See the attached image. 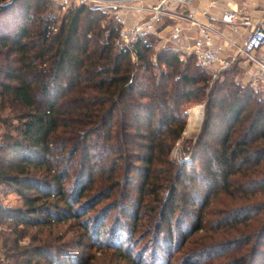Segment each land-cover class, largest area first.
Masks as SVG:
<instances>
[{"label":"trees","instance_id":"16d2710c","mask_svg":"<svg viewBox=\"0 0 264 264\" xmlns=\"http://www.w3.org/2000/svg\"><path fill=\"white\" fill-rule=\"evenodd\" d=\"M50 1L0 0V184L20 198L19 207L0 204V223L13 264H88L84 239L109 264H146L151 246L138 245L149 235L147 264H171L194 236L185 262L264 264V201L207 226L221 212L207 210L211 199L264 194L259 91L230 77L208 88L193 55L169 47L150 56L152 35L132 60L114 47L103 13L71 5L58 19L47 13ZM205 99L194 156L175 162L185 104ZM68 222L77 226L74 245L63 239L74 231L50 230ZM226 224L243 232L221 242Z\"/></svg>","mask_w":264,"mask_h":264},{"label":"built area","instance_id":"2783aa9c","mask_svg":"<svg viewBox=\"0 0 264 264\" xmlns=\"http://www.w3.org/2000/svg\"><path fill=\"white\" fill-rule=\"evenodd\" d=\"M51 1L63 10L71 5H84L103 13L116 29L114 47L129 52L132 60H136L139 41L151 35L161 40L159 30L166 29L167 40L174 44L173 48L181 53L182 58L193 55L196 65L211 72L226 70L233 65L239 68L242 59L250 67L246 72L249 86L264 90V19L254 21L244 10L214 11L213 1L200 6L197 0ZM132 12L136 18L128 21ZM218 23L228 26L230 34L239 33L237 40L227 38L226 44L215 43V35L225 38ZM191 33L196 34L198 43L190 44ZM1 247L0 244V264H8Z\"/></svg>","mask_w":264,"mask_h":264},{"label":"rangeland","instance_id":"374dc122","mask_svg":"<svg viewBox=\"0 0 264 264\" xmlns=\"http://www.w3.org/2000/svg\"><path fill=\"white\" fill-rule=\"evenodd\" d=\"M49 12L48 15L52 16V17H56L58 19H60L62 17V15H64L66 13V10L61 9L60 6L57 5L56 2L54 1H50V5H49ZM110 20H108L106 18V22L108 23ZM161 40H157V42H155V45L150 49V53H154L153 55L150 54V56H154L155 53L160 49V48H173V46H171L170 44L167 45H162ZM181 55V53H180ZM187 56H184L182 59H185ZM153 59H155V57H153ZM1 61V60H0ZM136 66V65H135ZM139 69V68H138ZM137 69V71H139ZM205 72L206 75H204V79L207 80L206 84L208 85V88L211 87V85L214 83V81L216 79L219 78L218 81H222L224 79H230L233 78V80L240 84L241 86L245 87V85H249L247 82L246 77L243 78L241 72H237L236 74H226V75H222L221 72L223 71H206L203 70ZM214 73V75L212 74ZM230 77V78H229ZM259 91L258 93L260 94V97L264 98V91L262 90H257ZM205 102L206 99L203 101H199V102H188L185 104V113H186V126L184 131L181 134L180 139L175 143L172 152H171V159L174 160L175 162H180L182 160H188L190 157L194 156V150H193V145L196 141V138L198 137L199 133H200V129H201V125L204 119V113H205ZM193 108H198L200 113H201V119L198 123V126H194L193 129L190 128L189 125H191V117H192V109ZM193 125V124H192ZM191 129V130H190ZM71 180V178L68 180V182ZM70 183V182H69ZM134 193V192H132ZM135 194V193H134ZM165 194V192H163V195ZM110 200H104L105 202H109ZM184 201V200H183ZM261 201H264V194L260 193L257 194L254 197H251V199L247 200V199H243V198H235V197H231V196H227L224 194H221L219 196H217V198H213L211 199V202L208 205L207 210L211 209V210H218L220 209L221 212H218V214H212L208 216V219H210L209 221H211V224L208 223L207 226H212L214 228H216V224L215 221L217 219H221L222 217L226 216L227 217V213L234 210L235 208L239 207L240 205H247V204H256V203H260ZM179 203H182V200L179 201ZM0 204H2L5 207H19L20 206V198L19 196L14 193L12 190H10L8 187H5L3 185H0ZM102 206L103 204H99V206ZM98 206V207H99ZM100 206V207H101ZM96 208L95 210L99 209ZM230 209V210H229ZM116 212V210L112 211L110 214H114ZM178 212L180 213L181 211L178 210ZM182 214V212H181ZM111 215V216H112ZM240 216V214H238ZM176 216V214H175ZM261 217V216H258ZM263 217V216H262ZM112 218V217H111ZM111 218L107 219V223L106 226L110 227V223L112 222L110 221ZM230 220V219H229ZM228 220V221H229ZM68 223H73V224H68ZM66 224H58L55 225L53 228H51V233L52 235H61L63 232L67 231V229L74 231V233L72 232H68V234L66 236L63 237L65 242H68V244L70 243V239L73 236H76L78 233L76 232V228L77 226L74 224V222H68ZM233 224V223H232ZM222 225V224H219ZM227 227L229 228V233L226 235V237L223 236L222 241H227L230 238L229 237H236L239 236V233L243 232V225H238V226H233L230 224H226ZM1 230H0V244L2 246V242H1V232L5 229L6 230V226L4 224H1ZM234 227H238V228H234ZM103 228V229H105ZM50 230H47L45 233L40 234V236L42 237H46V233L48 234V232ZM199 233H205L204 231H201ZM218 233H221V231H219ZM217 234V233H215ZM241 235V234H240ZM137 236H135L134 238H136ZM195 236L193 238H191L189 241L187 240V242L184 244L183 248H181V250L178 253H174V255L178 258L173 260L174 262H177V264H200L202 258L198 257V256H191L189 258L190 262H185L184 260L186 259L187 255L190 254L192 251L190 249H192L193 247H195L194 245H197L198 241L197 239H194ZM84 243L86 244V253L87 255H89L90 257H88V264L90 263H94V264H109V256L104 257L100 251H95V248H93V243L91 240L88 239V241L86 242V240L84 239ZM103 241V240H101ZM20 243L22 245L28 243V237H23L20 241ZM146 243H148V245H150L151 247L148 248V250H146V252L144 253V262L147 264L149 261V258L151 254H153V250L152 249V238L151 236H147L146 238H144L143 240L140 241L139 245H138V249L142 246V245H146ZM56 244V243H54ZM74 245V244H71ZM1 248H3L4 250V257L7 260L8 264H13L11 258H9L6 254V251L4 249V247L2 246ZM247 250L251 248V246L248 244V246H246ZM175 249V246L172 248ZM194 254V253H193ZM95 257V258H93ZM96 257H99L98 259H96ZM174 262H172L171 264H174ZM212 260H208L206 259L202 264H212L211 263ZM111 263H116V260H114V258L111 260ZM163 262H158V264H162Z\"/></svg>","mask_w":264,"mask_h":264},{"label":"crops","instance_id":"0c3cea01","mask_svg":"<svg viewBox=\"0 0 264 264\" xmlns=\"http://www.w3.org/2000/svg\"><path fill=\"white\" fill-rule=\"evenodd\" d=\"M206 1H213L214 2V11L217 10H223V9H237V10H244L246 14L250 16V18L254 21H261L264 19V0H197V3L202 6ZM135 14L132 12L128 16V21H134ZM221 33L225 36V38L220 37V35L214 36V42L215 43H227V38L232 40H237L238 34H230V29L228 26L223 25L222 23L217 24ZM160 28V27H159ZM159 35L161 36V44L167 45L170 44L171 46H174L173 43L167 40L168 32L166 29H160ZM190 44H196L199 42L198 38L196 37V34L191 33L190 34ZM184 42V41H182ZM239 70L243 76V78L246 77V72L250 71V67L246 64V62L240 61ZM247 79V77H246ZM264 91V90H263Z\"/></svg>","mask_w":264,"mask_h":264},{"label":"bare ground","instance_id":"6f19581e","mask_svg":"<svg viewBox=\"0 0 264 264\" xmlns=\"http://www.w3.org/2000/svg\"><path fill=\"white\" fill-rule=\"evenodd\" d=\"M200 119H201V113H200L199 109L193 108L192 109V117H191V125H189L190 128L193 129L194 126H198Z\"/></svg>","mask_w":264,"mask_h":264}]
</instances>
